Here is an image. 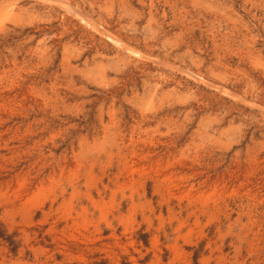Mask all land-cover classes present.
<instances>
[{"label": "rangeland", "instance_id": "obj_1", "mask_svg": "<svg viewBox=\"0 0 264 264\" xmlns=\"http://www.w3.org/2000/svg\"><path fill=\"white\" fill-rule=\"evenodd\" d=\"M0 264H264V0H0Z\"/></svg>", "mask_w": 264, "mask_h": 264}, {"label": "trees", "instance_id": "obj_2", "mask_svg": "<svg viewBox=\"0 0 264 264\" xmlns=\"http://www.w3.org/2000/svg\"><path fill=\"white\" fill-rule=\"evenodd\" d=\"M9 237H6V240L9 241L10 244H14V241L12 239H8Z\"/></svg>", "mask_w": 264, "mask_h": 264}]
</instances>
